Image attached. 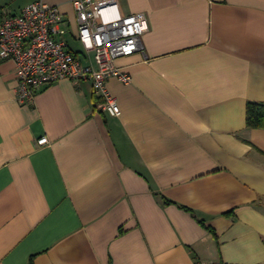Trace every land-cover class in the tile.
Wrapping results in <instances>:
<instances>
[{
  "label": "crops",
  "instance_id": "1",
  "mask_svg": "<svg viewBox=\"0 0 264 264\" xmlns=\"http://www.w3.org/2000/svg\"><path fill=\"white\" fill-rule=\"evenodd\" d=\"M38 1L88 64L72 0H0V16ZM118 2L147 21L143 50L115 62L132 83L108 81L120 117L90 81L20 104L0 49V264H264V129L247 126L264 0Z\"/></svg>",
  "mask_w": 264,
  "mask_h": 264
},
{
  "label": "built area",
  "instance_id": "2",
  "mask_svg": "<svg viewBox=\"0 0 264 264\" xmlns=\"http://www.w3.org/2000/svg\"><path fill=\"white\" fill-rule=\"evenodd\" d=\"M72 3L78 21V40L89 61L86 65L59 39L67 33L62 27L64 17L59 7L38 1L18 15L0 16V49L4 58L16 64L17 101L22 105L33 104L42 90L61 80L90 81L95 94L102 99L99 109L120 117L122 111L108 90V81L132 83V76L115 62L143 50L146 17L124 15L118 0H72ZM47 144V137L39 140L40 146Z\"/></svg>",
  "mask_w": 264,
  "mask_h": 264
},
{
  "label": "trees",
  "instance_id": "3",
  "mask_svg": "<svg viewBox=\"0 0 264 264\" xmlns=\"http://www.w3.org/2000/svg\"><path fill=\"white\" fill-rule=\"evenodd\" d=\"M247 126L251 129H264V104L249 103Z\"/></svg>",
  "mask_w": 264,
  "mask_h": 264
},
{
  "label": "rangeland",
  "instance_id": "4",
  "mask_svg": "<svg viewBox=\"0 0 264 264\" xmlns=\"http://www.w3.org/2000/svg\"><path fill=\"white\" fill-rule=\"evenodd\" d=\"M72 46L75 47V49H79V48H80L79 45H75V44H73Z\"/></svg>",
  "mask_w": 264,
  "mask_h": 264
}]
</instances>
